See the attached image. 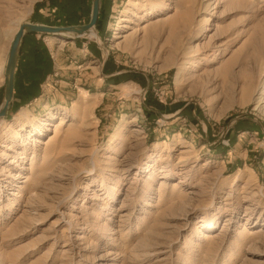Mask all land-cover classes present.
<instances>
[{
  "label": "rangeland",
  "instance_id": "374dc122",
  "mask_svg": "<svg viewBox=\"0 0 264 264\" xmlns=\"http://www.w3.org/2000/svg\"><path fill=\"white\" fill-rule=\"evenodd\" d=\"M91 5L0 0V107L17 28L87 23ZM100 7L15 75L0 264H264V0Z\"/></svg>",
  "mask_w": 264,
  "mask_h": 264
},
{
  "label": "water",
  "instance_id": "95a60500",
  "mask_svg": "<svg viewBox=\"0 0 264 264\" xmlns=\"http://www.w3.org/2000/svg\"><path fill=\"white\" fill-rule=\"evenodd\" d=\"M100 3L101 0H92L91 5V16L87 24L81 26H63V27H54V26H42L37 24H22L19 26L18 32L15 34L12 42L11 48L6 60V67L4 72V93H3V103L0 107V119L5 118L13 102L14 94V76L17 67V60L20 53V43L25 35L30 33L41 34V35H51L55 37H64L67 36L70 38V35L81 37L94 30L97 26L98 16L100 12Z\"/></svg>",
  "mask_w": 264,
  "mask_h": 264
},
{
  "label": "crops",
  "instance_id": "0c3cea01",
  "mask_svg": "<svg viewBox=\"0 0 264 264\" xmlns=\"http://www.w3.org/2000/svg\"><path fill=\"white\" fill-rule=\"evenodd\" d=\"M67 2H70V0H67ZM40 11L47 12L48 10L45 7V8L40 9ZM91 12H92V9H91ZM100 12H99L98 19L100 18ZM66 16H67V19H63V22L68 21L67 25H69V26H81V25L87 24L89 22L91 14L89 16V20H88L87 23H84V22L80 23L79 22V24L75 23L74 19H68V17L74 18V17H72L73 14H71V13L70 14H66ZM97 23H98V21H97ZM32 24H37V25H42V26H46V25L47 26H52L50 24V22L48 23L46 21H44V22H40V21L32 22ZM81 37H76V38H81ZM66 38H68V39L72 38L73 39V37H70V38L66 37ZM39 39L42 42H46L48 39H51V38H50V35H46L45 36V35L35 34V33H30L29 35H25L23 37V39H22V41L20 43V53H19V57H18V60H17V67H16L15 75H17V73L21 72L22 73L21 75H23V77H26L27 73L30 74L29 71H28L30 66H32V65L36 66L35 62H37V60L40 61L41 58H44L45 61L48 60V62H45L47 64H49V62H50L49 60H52L53 57L51 56L52 54L50 53V49L49 48L47 50H45V51H42L43 49L40 50L39 46H37V44H38L37 40H39ZM87 47L84 48V49L87 50ZM82 51L83 50H81L80 52L82 53ZM21 62L27 63V65H25L27 68L23 67V63H21ZM100 67H101V65H100ZM14 79H16L15 76H14Z\"/></svg>",
  "mask_w": 264,
  "mask_h": 264
},
{
  "label": "bare ground",
  "instance_id": "6f19581e",
  "mask_svg": "<svg viewBox=\"0 0 264 264\" xmlns=\"http://www.w3.org/2000/svg\"><path fill=\"white\" fill-rule=\"evenodd\" d=\"M208 7V9H209V7H210V5H206V8ZM203 22H205V20L204 19H202L201 20V22L200 23H203ZM19 28V27H18ZM17 28V31L15 32V34L18 32V29ZM93 31V30H92ZM92 31H90V32H92ZM12 32V31H11ZM89 32V33H90ZM10 33V32H9ZM89 33H87V34H89ZM6 67V66H5ZM5 67H4V72H5ZM264 94V91H263V89L261 88L260 90H259V92L257 93V95H258V97H257V99H256V104L258 105V104H262L264 101V99L262 98V95ZM87 100H86V97H84L83 96V98L82 99H80V101L78 102V104H77V107H79V108H83V107H86L87 106Z\"/></svg>",
  "mask_w": 264,
  "mask_h": 264
}]
</instances>
